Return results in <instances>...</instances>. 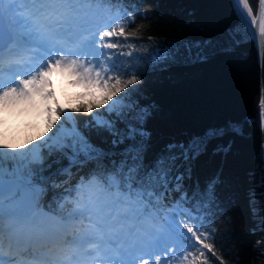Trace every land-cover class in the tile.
<instances>
[{"label": "snow or ice", "instance_id": "snow-or-ice-1", "mask_svg": "<svg viewBox=\"0 0 264 264\" xmlns=\"http://www.w3.org/2000/svg\"><path fill=\"white\" fill-rule=\"evenodd\" d=\"M113 2L0 0V242L7 234L10 249L13 245L17 250L44 247L47 252L42 256L50 257V264H94V258L90 259L93 254L101 255L104 264H170L174 257L188 261L185 252L195 248L201 249L199 258L190 264H208L206 252L214 258L216 253L214 245L206 242L207 232H200L202 210L207 211L212 205L219 207L216 190L221 177L211 179L203 191L199 182L194 191L188 182L192 180L195 162L209 145L243 135V124L229 121L212 126L187 141L170 142L153 154L148 123L155 106L141 102L146 100L145 88L126 92L140 79L136 74L124 78L128 73L122 71L120 60L125 54L103 51L120 48L112 38L127 40L129 35H135L126 33L125 24L117 23L124 17L111 14L107 6ZM232 2L240 21L237 26L215 42H185L183 51L177 45L153 50L149 61L152 71L164 72L181 62H205L209 49L227 52L238 46V36L246 38L244 33L256 39L258 30L259 42L264 44V0H258V15L250 0ZM133 21L134 17H129V23ZM129 47L134 49L135 45ZM127 55L132 56V52ZM136 71L147 75L139 66ZM54 76L66 80L69 88L79 89L67 97V107L57 95ZM259 106L264 110V99ZM102 108L104 112H100ZM73 114L91 117L82 122L89 129L87 133L73 124L66 135L61 134L62 118L75 120ZM21 116L42 119L43 128L37 122H29L26 126L36 129V135L13 146L7 142L8 120ZM53 129L57 131L50 135ZM93 133L99 143L91 139ZM231 147L232 141L228 140L217 144L216 150L227 153ZM42 148H48L49 155L55 150L70 166L97 162L94 170L89 169L79 178L75 188L67 190L75 205L67 219L83 226L82 234L70 242L60 229H46L36 221L35 208L43 189L33 184L30 165L40 159ZM5 154L19 162L7 181ZM114 156L121 159L111 160V168L100 163L105 157ZM260 159L264 162V150ZM61 173L71 175L70 168L61 169ZM256 186L264 189V173ZM249 196L252 211L257 214L255 205L264 204L258 198L264 197V191L257 194L252 190ZM185 215L196 224L182 221ZM0 264H5L3 256Z\"/></svg>", "mask_w": 264, "mask_h": 264}, {"label": "trees", "instance_id": "trees-1", "mask_svg": "<svg viewBox=\"0 0 264 264\" xmlns=\"http://www.w3.org/2000/svg\"><path fill=\"white\" fill-rule=\"evenodd\" d=\"M254 14L258 10V0H250ZM113 16H123L117 23L126 25L124 37H114L113 42L120 44L116 50L103 49L110 53H124L120 63L122 71L139 76L140 83L132 88H145L143 96L156 111L149 121L152 131L153 154L158 153L173 141H187L191 136L203 133L205 129L223 125L229 121H240L243 124V135L226 137L223 141H214L208 150L195 162L192 180L188 183L195 190L199 182L200 190L214 177H221L217 186L219 207L210 206L202 210L203 227L200 232H207L206 242L214 245L216 257L207 253L208 264H264V204H256L257 214L252 211L250 191L257 194L264 189L256 186L264 164L261 156L260 111L257 105L260 101V70L257 53L248 33L238 36V46L227 52L209 49L210 55L205 62L178 63L164 72H153L149 61L153 50L165 46L177 45L183 51L185 42L217 41L229 29L237 26L240 21L235 14L230 0H132L131 3H116L108 5ZM137 9L140 14H137ZM129 17L134 21L129 23ZM151 38V39H150ZM129 45H135L132 49ZM132 56H128V52ZM162 54V53H161ZM141 56L143 59H133ZM136 66L144 69L146 76L136 71ZM61 99L67 107V97L74 95L79 89L69 88L66 80L58 82ZM121 96L124 93L120 94ZM119 97H117L118 99ZM105 109H100L104 112ZM75 120H61L62 133L66 135L73 124L87 133L83 121L91 117L73 114ZM43 128V120L36 121ZM27 124H7L8 141L13 146L24 144L28 136H35L36 129L28 128ZM53 129V135L56 133ZM91 139L99 143L93 133ZM111 138L109 137V140ZM232 141L231 150L227 153L217 152V144ZM108 148L109 145H104ZM119 161L120 156L105 157L100 163L111 168V160ZM59 160V163L54 161ZM96 161H89L83 166L69 165V161L61 154L48 148L41 149L40 159L33 162V184L43 189L37 206L56 216L67 219L75 205L73 196L68 195L69 189L75 188L79 178L89 169L94 170ZM51 165V167H49ZM19 166V162L8 154L3 157L4 177ZM70 168L71 175L61 173V169ZM255 173V175H251ZM43 177V182L40 178ZM191 194V192H190ZM66 197V198H65ZM176 194L171 199L174 201ZM200 197L197 196L196 199ZM264 200V197L258 196ZM169 201L166 200L167 204ZM196 200L192 201L195 206ZM61 205L63 207L61 208ZM210 213V214H209ZM182 221L195 225L187 215ZM79 223V222H78ZM85 224L87 221L84 222ZM200 248L186 251L189 257H177L173 264H190L194 258H199Z\"/></svg>", "mask_w": 264, "mask_h": 264}, {"label": "water", "instance_id": "water-1", "mask_svg": "<svg viewBox=\"0 0 264 264\" xmlns=\"http://www.w3.org/2000/svg\"><path fill=\"white\" fill-rule=\"evenodd\" d=\"M231 4L233 7V2L232 0ZM234 9V7H233ZM235 14L237 15V13L235 12ZM259 14V10H257L256 15ZM238 17V15H237ZM251 41L253 42L255 49H256V53H257V62H258V66H259V70H260V101L262 99H264V44H261L259 42V35H258V30H257V38L256 39H252V37L250 36ZM260 101L257 105V108L260 111V130H261V152L262 150H264V110L261 109L260 105ZM264 164V162H263Z\"/></svg>", "mask_w": 264, "mask_h": 264}, {"label": "rangeland", "instance_id": "rangeland-1", "mask_svg": "<svg viewBox=\"0 0 264 264\" xmlns=\"http://www.w3.org/2000/svg\"><path fill=\"white\" fill-rule=\"evenodd\" d=\"M33 119H36L35 117H24V116H21V117H10L9 120H13L15 121L16 123H21V121L23 122H26V121H29L30 120L32 121ZM37 120V119H36ZM41 216L48 222H51L53 224H59L60 222L55 219L51 214L47 213L46 211L44 210H39L38 211ZM62 224V223H60ZM163 257V256H162ZM177 257H174L171 261H170V264H173L175 261H176Z\"/></svg>", "mask_w": 264, "mask_h": 264}]
</instances>
